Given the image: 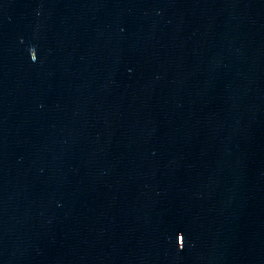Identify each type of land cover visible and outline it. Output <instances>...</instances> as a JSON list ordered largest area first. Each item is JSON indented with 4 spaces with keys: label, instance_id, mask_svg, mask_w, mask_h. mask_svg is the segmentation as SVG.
Segmentation results:
<instances>
[{
    "label": "water",
    "instance_id": "95a60500",
    "mask_svg": "<svg viewBox=\"0 0 264 264\" xmlns=\"http://www.w3.org/2000/svg\"><path fill=\"white\" fill-rule=\"evenodd\" d=\"M0 264H264V0H0Z\"/></svg>",
    "mask_w": 264,
    "mask_h": 264
},
{
    "label": "clouds",
    "instance_id": "9594fccd",
    "mask_svg": "<svg viewBox=\"0 0 264 264\" xmlns=\"http://www.w3.org/2000/svg\"><path fill=\"white\" fill-rule=\"evenodd\" d=\"M33 60V59H32ZM34 61V60H33ZM182 248V247H181Z\"/></svg>",
    "mask_w": 264,
    "mask_h": 264
}]
</instances>
